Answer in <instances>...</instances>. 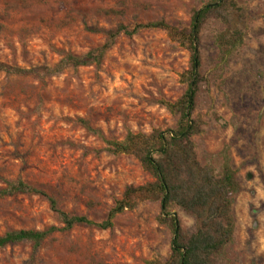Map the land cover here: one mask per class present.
Wrapping results in <instances>:
<instances>
[{
    "label": "rangeland",
    "instance_id": "rangeland-1",
    "mask_svg": "<svg viewBox=\"0 0 264 264\" xmlns=\"http://www.w3.org/2000/svg\"><path fill=\"white\" fill-rule=\"evenodd\" d=\"M214 3L223 6L203 22L196 44L192 141L203 166L221 173L227 159L243 188L233 204L234 239L218 264H264V0H0V62L16 70L0 71V190L21 180L70 215L102 222L129 187L154 183L136 155L114 154L108 141L178 128L171 106L190 88L195 15ZM157 22L169 29L122 31L99 63L68 59L101 48L120 26ZM222 34L242 37L229 55L219 47ZM136 201L110 229L77 225L38 249L10 244L0 264L167 261L175 233L160 221L161 201ZM170 212L184 235L196 230L183 208ZM52 226L64 224L47 197H0V236Z\"/></svg>",
    "mask_w": 264,
    "mask_h": 264
},
{
    "label": "trees",
    "instance_id": "trees-1",
    "mask_svg": "<svg viewBox=\"0 0 264 264\" xmlns=\"http://www.w3.org/2000/svg\"><path fill=\"white\" fill-rule=\"evenodd\" d=\"M222 6L223 3L210 4L195 15L191 34L193 55L190 88L181 101L171 106L180 114L178 128L150 135L130 132L123 141H108L110 152L136 155L144 168L155 177V182L141 187H129L124 199L110 212L108 218L102 222H95L86 216L70 215L59 209L56 200L39 188L21 180L8 181L7 188L0 190V197L17 193L43 195L48 198L64 226L62 228L52 226L47 230L22 229L7 232L0 236V250L23 241L32 242L38 249L50 235L72 230L77 225L110 229L118 214L136 207L138 204L136 199L139 201L152 199L161 201L160 221L171 226L175 238L172 255L167 261L151 260L148 264H218L219 256L234 239L236 218L233 204L235 197L243 188L236 170L227 159L221 173H216L214 169L200 163L192 141V136L199 132V128L196 122L191 123L190 117L195 109L201 67V56L196 45L199 42V32L209 15ZM146 27L169 29L163 22L138 25L132 31L120 26L117 30L109 32V41L101 48L84 56H69L68 59L76 66L99 63L119 33L124 31L133 34ZM241 38L239 36L227 39L226 34H222L218 44L222 52L229 55L239 47ZM0 71L11 73L16 70L0 62ZM173 206H179L195 217L197 226L192 234L182 233L178 217L170 212Z\"/></svg>",
    "mask_w": 264,
    "mask_h": 264
}]
</instances>
